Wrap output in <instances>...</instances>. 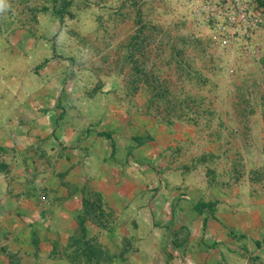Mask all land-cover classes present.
I'll return each mask as SVG.
<instances>
[{
	"label": "rangeland",
	"instance_id": "rangeland-1",
	"mask_svg": "<svg viewBox=\"0 0 264 264\" xmlns=\"http://www.w3.org/2000/svg\"><path fill=\"white\" fill-rule=\"evenodd\" d=\"M252 47L235 59L237 49L195 28L179 0H0V174L14 217L46 201L44 180L53 176L59 186L77 182L82 214L94 216L102 199L84 177L85 161L69 175L72 153L100 154L106 138L131 147L135 135L144 145L155 127L193 126L174 157L209 183L263 188V26ZM80 221L72 259H109L81 240ZM20 248L0 241L8 252L0 264H21Z\"/></svg>",
	"mask_w": 264,
	"mask_h": 264
},
{
	"label": "crops",
	"instance_id": "crops-1",
	"mask_svg": "<svg viewBox=\"0 0 264 264\" xmlns=\"http://www.w3.org/2000/svg\"><path fill=\"white\" fill-rule=\"evenodd\" d=\"M192 129L155 127L144 145L135 135L131 147L129 139L106 138L100 154L90 145L84 160L72 153L69 175L85 161L84 177H91L90 188L102 199L94 216L82 214L88 212L86 195L77 182L59 186L53 176L44 180L51 185L46 201L32 200L18 219L1 173L0 241L20 242L21 264H83L72 259L71 242L84 217L81 240L95 242L100 258L109 256L90 264H264V187L220 186L199 168H183L174 152L190 141ZM157 163L163 166L154 168ZM7 253L0 251L1 263Z\"/></svg>",
	"mask_w": 264,
	"mask_h": 264
},
{
	"label": "built area",
	"instance_id": "built-area-1",
	"mask_svg": "<svg viewBox=\"0 0 264 264\" xmlns=\"http://www.w3.org/2000/svg\"><path fill=\"white\" fill-rule=\"evenodd\" d=\"M199 31L212 33L222 49L234 46V58L255 52L252 42L264 27V8L251 0H179ZM233 42V43H232Z\"/></svg>",
	"mask_w": 264,
	"mask_h": 264
}]
</instances>
